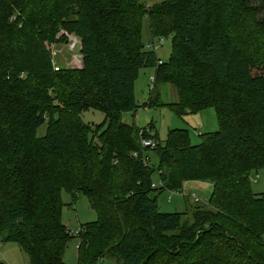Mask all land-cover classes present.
Here are the masks:
<instances>
[{
    "label": "trees",
    "instance_id": "obj_1",
    "mask_svg": "<svg viewBox=\"0 0 264 264\" xmlns=\"http://www.w3.org/2000/svg\"><path fill=\"white\" fill-rule=\"evenodd\" d=\"M50 1L0 0L3 241L16 240L28 264H66L70 230L60 221L63 188L74 200L84 195L98 216L75 234L77 264H264V193L252 194L249 180L250 172L264 170V55L254 57L233 40L242 10L253 14L249 2L262 13L264 5ZM145 13L149 43L173 35L166 61L155 52L163 43L154 50L141 40ZM71 35L80 38L82 66L54 69L44 43ZM141 66L155 68V84L176 89V114L212 107L219 128L199 133L197 145L186 129H169L160 144L152 125L123 122L122 113L137 107L133 84ZM54 99L60 107L51 110L45 134L37 137ZM89 108L107 116L95 149L90 140L98 128L80 117ZM144 138L157 145L142 147ZM154 172L158 187H152ZM188 181L211 183L207 204L217 209L159 212L151 192L181 190ZM186 214L190 220H182Z\"/></svg>",
    "mask_w": 264,
    "mask_h": 264
},
{
    "label": "rangeland",
    "instance_id": "obj_2",
    "mask_svg": "<svg viewBox=\"0 0 264 264\" xmlns=\"http://www.w3.org/2000/svg\"><path fill=\"white\" fill-rule=\"evenodd\" d=\"M50 1V0H49ZM162 0H142L147 8L153 5H160ZM258 4L264 5V0H255ZM51 5L56 2L51 0ZM249 8L245 7L241 13V21L233 32L234 44L245 52L254 57L263 56V38L261 36L263 23L260 21L264 18L263 13L258 8H255L249 2ZM149 13H145L142 21L141 40L143 44L149 43L151 40V32L148 23ZM262 26H261V24ZM167 28V27H166ZM173 35L165 38L163 44L159 46L155 52L158 58L166 61L171 52V43ZM45 52L50 55L52 66L54 69L73 68L77 69L82 66L81 41L77 36H69L65 42L44 43ZM35 59H37L35 57ZM154 67L141 66L137 71V76L133 84V95L136 108L133 111L122 113L121 119L123 122L131 124L134 123L138 127H148L152 125L158 135V142L163 144L166 134L170 129H186L189 134L190 144L197 145L201 142V135L199 133H208L219 128L217 115L212 107H207L195 112L189 113L185 110L182 115L176 114L171 108L175 106L177 101L176 89L163 82L155 84ZM150 97L154 102H150ZM54 101L48 109L44 110V116L47 121H44L36 131L37 137L43 136L46 132L49 113L53 109H59V105ZM53 104L55 106H53ZM180 108V107H178ZM62 114V112H61ZM80 117L84 123L89 124L92 129L98 128V134L92 133L91 147L97 148L99 146V133L106 126V114L103 111L89 108L80 113ZM88 140V141H89ZM151 163H157V156L153 152H148ZM250 189L252 194L260 196L264 193V170L250 172ZM152 182L157 184L159 182L158 174L156 172L152 175ZM10 188V186H9ZM3 189L0 181V193ZM182 190L185 194L193 195L198 200H193L189 195L171 194L169 190L165 189L160 192L152 191L150 196L157 198V207L159 212L163 213H178L182 214L186 208L190 211L193 205H199L206 208L210 207L207 202L212 194V185L208 181H191L183 185ZM221 194L215 199L218 200ZM170 196V200H168ZM59 198L62 203L60 209V221L70 230V238L65 243L63 260L66 264H77L79 251L77 249L80 241L79 235H75L79 228H82L86 223L97 220L96 211L90 206L88 200L84 195H79L75 200L72 195L65 189L59 190ZM216 204V200L214 201ZM191 206V207H190ZM217 209V207L215 206ZM213 208V210H216ZM192 210V208H191ZM190 215L186 214L183 219H189ZM82 223V224H81ZM1 232V231H0ZM3 232L0 233V260L7 264H28L27 253L21 248L16 240L3 241ZM4 235V234H3ZM96 258L94 259V261ZM97 264H115L113 260L104 259Z\"/></svg>",
    "mask_w": 264,
    "mask_h": 264
},
{
    "label": "built area",
    "instance_id": "obj_3",
    "mask_svg": "<svg viewBox=\"0 0 264 264\" xmlns=\"http://www.w3.org/2000/svg\"><path fill=\"white\" fill-rule=\"evenodd\" d=\"M164 38H160V39H158V40H154V41H151L150 43H148L147 45H146V47H148V48H153L154 50L159 46V45H161L163 42H164ZM157 145V142L156 141H154L153 139H151V138H148V139H146V138H144V139H142L141 140V146L142 147H149V148H154L155 146ZM132 155H134V156H136V152H133L132 153ZM150 157V156H149ZM148 159V158H147ZM147 161V160H146ZM151 161V160H150ZM161 185V183H160V181L157 183V184H152V187H158V186H160ZM170 191V193L171 194H183V195H189V194H185L184 192H183V190L181 189V190H169ZM190 197H192L195 201H197L198 199L197 198H195L193 195H189ZM171 198H170V196H168V200H170ZM74 232H76V234L79 232V230H77V231H74Z\"/></svg>",
    "mask_w": 264,
    "mask_h": 264
},
{
    "label": "crops",
    "instance_id": "obj_4",
    "mask_svg": "<svg viewBox=\"0 0 264 264\" xmlns=\"http://www.w3.org/2000/svg\"><path fill=\"white\" fill-rule=\"evenodd\" d=\"M189 182H191V181L185 182L184 184H186V183H188V184H189ZM192 182H193V181H192ZM184 184H183V185H184ZM4 262H5V261H4ZM5 263H6V262H5ZM6 264H7V263H6Z\"/></svg>",
    "mask_w": 264,
    "mask_h": 264
},
{
    "label": "bare ground",
    "instance_id": "obj_5",
    "mask_svg": "<svg viewBox=\"0 0 264 264\" xmlns=\"http://www.w3.org/2000/svg\"><path fill=\"white\" fill-rule=\"evenodd\" d=\"M82 224V223H81Z\"/></svg>",
    "mask_w": 264,
    "mask_h": 264
}]
</instances>
